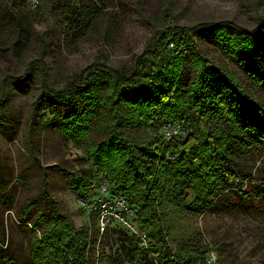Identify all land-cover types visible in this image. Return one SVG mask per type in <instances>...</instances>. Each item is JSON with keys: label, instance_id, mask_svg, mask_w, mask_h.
Masks as SVG:
<instances>
[{"label": "trees", "instance_id": "obj_1", "mask_svg": "<svg viewBox=\"0 0 264 264\" xmlns=\"http://www.w3.org/2000/svg\"><path fill=\"white\" fill-rule=\"evenodd\" d=\"M43 1L50 6L55 0ZM83 12L68 6L60 15L75 31L83 25ZM198 37L233 60L247 62L251 78L262 82L256 50L264 48V37L258 28L247 30L228 20L190 27L169 24L128 72L95 61L62 88H54L39 57L28 63L23 75L5 77L3 93L22 86L30 71H39L41 94L32 105L33 116L40 121L50 118L45 122L55 124L67 141L81 145L101 176L94 182L90 173L72 174L65 185L81 199L93 183L106 181L136 210L137 223L146 233L147 249H142L118 227L102 234L96 227L75 228L43 188L27 196L17 215L32 233L29 254L34 264H123L113 246L90 256L108 235L131 242L126 251L131 264H207L210 249L199 235L177 242L171 250L163 207L200 215L224 207L233 191L244 211L264 212V176L256 178L246 167V162L264 161V105L251 100L236 78L200 53L194 43ZM170 42L175 43L173 53L167 52ZM187 50L188 58L183 55ZM5 98L0 101L2 112ZM170 121L181 124L183 138L163 141L159 131ZM7 122L9 115H0V124ZM139 130L151 133L138 137ZM216 260L226 263L224 254ZM0 264L15 261L2 254Z\"/></svg>", "mask_w": 264, "mask_h": 264}, {"label": "rangeland", "instance_id": "obj_2", "mask_svg": "<svg viewBox=\"0 0 264 264\" xmlns=\"http://www.w3.org/2000/svg\"><path fill=\"white\" fill-rule=\"evenodd\" d=\"M68 6L85 11L83 25L75 31L61 19V8ZM226 20L247 30L258 28L264 37V0H55L50 6L36 0L35 7L28 0L0 3V101L6 96L0 115L10 118L0 124V255L8 254L15 264H34L29 254L32 233L28 224L20 225L17 215L27 196L43 188L75 228L95 229L94 216L84 208L87 205L65 183L70 175L83 172L90 173L94 182L101 177L81 145L67 141L55 124L45 122L50 118L43 122L33 116L32 105L41 94L39 71H30L22 86L3 93L5 77L23 75L28 63L39 57L54 88H62L95 61L128 72L145 46L169 24L190 27ZM194 41L204 57L237 79L251 100L264 105V48L256 50L262 80L257 83L247 62L233 60L202 37ZM183 53L187 58L190 55L189 50ZM150 133L139 130L136 136L145 138ZM263 164L246 162V167L256 178H263ZM227 198L224 207L200 215L163 207L171 250L177 242L199 235L210 249L205 255L207 264H217L218 254H224L225 264L264 261V212L244 211L233 191ZM104 240L99 249L90 250L92 258L113 246L119 249L123 264H131L126 261V251L132 246L129 240L119 242L116 235Z\"/></svg>", "mask_w": 264, "mask_h": 264}, {"label": "built area", "instance_id": "obj_3", "mask_svg": "<svg viewBox=\"0 0 264 264\" xmlns=\"http://www.w3.org/2000/svg\"><path fill=\"white\" fill-rule=\"evenodd\" d=\"M29 4L35 7L36 0L29 1ZM168 49L173 53L175 43H168ZM159 134L163 141L169 142L183 138L186 131L180 123L170 121L163 125ZM79 201L83 206L87 205V208H84L94 216L95 227L99 229L100 234L109 227H118L126 231L139 248L147 249L146 233L137 223L136 210L128 205L123 196L113 191L106 181L93 183Z\"/></svg>", "mask_w": 264, "mask_h": 264}]
</instances>
